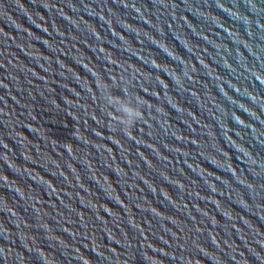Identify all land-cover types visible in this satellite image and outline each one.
Here are the masks:
<instances>
[{"label": "water", "instance_id": "obj_1", "mask_svg": "<svg viewBox=\"0 0 264 264\" xmlns=\"http://www.w3.org/2000/svg\"><path fill=\"white\" fill-rule=\"evenodd\" d=\"M0 264H264V0H0Z\"/></svg>", "mask_w": 264, "mask_h": 264}, {"label": "clouds", "instance_id": "obj_2", "mask_svg": "<svg viewBox=\"0 0 264 264\" xmlns=\"http://www.w3.org/2000/svg\"><path fill=\"white\" fill-rule=\"evenodd\" d=\"M107 102L121 115L120 122L130 128L137 120L142 118L140 109L130 99L109 96Z\"/></svg>", "mask_w": 264, "mask_h": 264}]
</instances>
